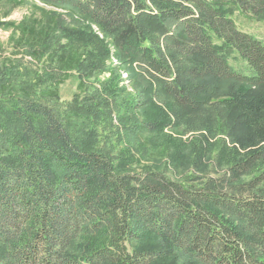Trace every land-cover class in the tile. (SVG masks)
Wrapping results in <instances>:
<instances>
[{"label":"trees","instance_id":"obj_1","mask_svg":"<svg viewBox=\"0 0 264 264\" xmlns=\"http://www.w3.org/2000/svg\"><path fill=\"white\" fill-rule=\"evenodd\" d=\"M38 1L65 12L31 51L48 66L32 80L0 64V264H264V44L234 19L264 22V0ZM112 49L133 94L60 110L36 89L57 83L58 57L90 78ZM106 122L134 153L100 139ZM181 126L244 152L221 141L225 171L185 181L141 162L156 147L140 137Z\"/></svg>","mask_w":264,"mask_h":264},{"label":"rangeland","instance_id":"obj_2","mask_svg":"<svg viewBox=\"0 0 264 264\" xmlns=\"http://www.w3.org/2000/svg\"><path fill=\"white\" fill-rule=\"evenodd\" d=\"M51 12L65 14L63 10L44 5L38 0H0V64L12 65L19 74H28V79L36 78L34 74L41 76L40 74L44 72V66L49 64L46 63L47 56L41 52L31 53V51H36L39 48L35 40L40 37L38 35L41 31L42 33L52 31L54 24L52 23L53 18L50 19ZM234 19L241 30L253 35L264 44V22H257L243 15H235ZM91 28L97 33L94 26ZM70 61L71 59L66 55L55 59L53 67L59 71L60 75L57 83L53 86L39 84L36 88L42 92L41 97L48 99L51 103L56 99L60 104V110H63L74 96L83 97L94 93L95 90H101L104 94L107 91H118V88H124L130 94L135 92L132 82L128 79V70L119 64L113 49L110 58L106 61L109 69L95 74L94 77H82L72 68L73 64ZM113 121L114 125L117 126L116 121ZM115 130L117 129L112 127V123L106 122L105 126L99 127L100 139H111L110 149L114 154L134 153L132 148L124 149L125 144H120V141L116 140L118 133ZM165 134L171 138V141L165 136L154 142H148L150 139H145L147 136L150 137L149 135L140 137L144 141L143 149L145 151H150L153 146L156 147L149 155H145V159L141 162L147 165H155L156 169L163 170L167 176L177 181H185L193 176L211 177L216 175L214 174L216 172L222 174L226 169L223 165L225 162L221 160V165L216 161L221 141L227 146L233 147L237 152H244L224 134L210 136L204 130L201 132L188 131L185 126H181L179 130H166ZM191 141H194L193 145ZM204 147H206L204 154L193 162L194 151ZM126 150L129 151L126 152ZM170 152H178L181 155L182 158L178 163L169 165ZM134 157L139 158L140 154H136ZM140 169L138 165L133 163L127 165L129 172H140ZM245 179H249V177Z\"/></svg>","mask_w":264,"mask_h":264}]
</instances>
